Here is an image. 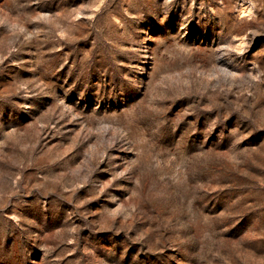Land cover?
I'll use <instances>...</instances> for the list:
<instances>
[{
  "label": "rangeland",
  "instance_id": "374dc122",
  "mask_svg": "<svg viewBox=\"0 0 264 264\" xmlns=\"http://www.w3.org/2000/svg\"><path fill=\"white\" fill-rule=\"evenodd\" d=\"M0 264H264V0H0Z\"/></svg>",
  "mask_w": 264,
  "mask_h": 264
}]
</instances>
